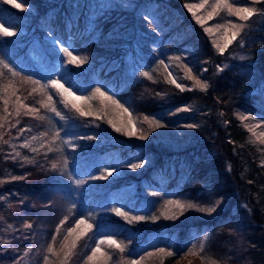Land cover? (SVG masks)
<instances>
[{
	"label": "trees",
	"instance_id": "1",
	"mask_svg": "<svg viewBox=\"0 0 264 264\" xmlns=\"http://www.w3.org/2000/svg\"><path fill=\"white\" fill-rule=\"evenodd\" d=\"M188 1L203 3L17 0L23 5L18 9L0 0V26L17 30L12 36L0 34V60L20 73L13 77L0 66L5 73L0 77V224H11L17 235L0 245V264H45L46 255L48 264H61L64 256L57 248L79 211L100 212L101 218L98 223L89 221L91 231L78 241L66 264H79L90 233L102 230L125 246L123 253L111 248L120 264L140 257H151L149 264H169L189 249L196 254L194 264H208L209 259L218 264H264V151L248 139L250 133L237 115L240 109L258 114L264 122V0L255 3L256 14L250 18L258 23L255 30L249 29L255 42H234L223 53L186 7ZM212 3L209 0L205 5ZM217 16L226 20L228 15L221 11ZM64 47L73 55L87 57L86 63H67L61 51ZM238 49L253 58L252 78L239 74L236 66L217 69ZM164 59L187 77V69L199 73L204 68L198 77L208 83L207 90L193 88V81L189 86L184 80V90L177 88L170 82ZM143 72L151 79L142 76ZM50 79L61 80L84 96L100 87L145 123L147 139L125 135L127 128L118 118L122 110L99 96L94 97L95 109L81 105L92 115L80 117L71 105L66 108L60 102L61 96L51 85L41 88ZM36 80L39 85L32 82ZM252 86L260 89L246 96ZM49 95L64 120L37 103H47ZM17 97L38 113L26 114ZM38 115L45 120H38ZM145 116L159 120L163 130L150 126ZM113 124L122 130L116 131ZM164 130L175 140L184 137L185 142L163 140L159 135ZM42 132L47 135L41 136ZM55 132L60 133L58 139H53ZM22 135L36 136L37 144L21 147ZM61 135L72 138L73 145L65 147ZM88 136L95 138H81ZM49 147L59 151L49 152ZM111 160L124 167L122 174L90 179L101 176L95 171L99 163ZM135 163L141 167H129ZM81 173L89 180L82 184L83 192L70 211L72 197L67 195L66 181L70 174ZM111 198L123 204L122 211L129 218L157 219L129 223L105 210ZM169 201L185 207L181 210ZM216 201L220 204L211 214L186 206L207 207ZM201 241H205L203 253L199 251ZM50 244L55 255L47 251ZM21 247L28 248L26 261ZM161 248L166 252L158 251ZM174 249L180 254L167 256Z\"/></svg>",
	"mask_w": 264,
	"mask_h": 264
},
{
	"label": "snow or ice",
	"instance_id": "2",
	"mask_svg": "<svg viewBox=\"0 0 264 264\" xmlns=\"http://www.w3.org/2000/svg\"><path fill=\"white\" fill-rule=\"evenodd\" d=\"M5 2L12 4L14 7H16L18 9H21L23 7L22 3H18L17 0H5ZM208 2H209V0H203V3L201 5H199V7H204V5L208 4ZM245 2L247 3V0H245ZM259 2H261V0H253V3H259ZM186 7H189V9L191 10L190 5H186ZM210 7H211L212 11L208 13L209 19H211L215 15H218L221 11H226V13L229 17L235 16L238 18V20L247 22L250 20V18H252L256 14L255 8L250 7V6H240L236 2V0H231V2H230V0H214V3H212L210 5ZM197 22L198 23L201 22L199 17H197ZM246 26L247 25L245 23L237 24L231 20H225V23L223 25L218 24L216 27L217 28H223L225 33H228L229 30L232 29L231 35L227 39H225L223 45H216V47L219 49V51L221 53H223L225 51V49H227L233 41L237 40L238 36H240L242 30ZM205 31H210V29H205ZM0 34L6 35V36L15 35L14 32L10 31L7 28H4L3 26H0ZM61 51L64 53V55L66 57H68L67 63H69V64L80 66V65L85 64L87 61V57L81 58L79 56L73 55L72 51H70L67 47L62 48ZM177 59H179V58H177ZM161 63H163V61H161ZM0 66H2L3 69H6L8 73H11V75L13 77L20 75V73L14 71V69L12 67H10L9 64L5 63L3 60H0ZM187 71H188V77L187 78L194 82L193 88H198L201 91H206L208 86H209L208 83L206 81L201 80L197 76H193L191 74V69H187ZM4 75H5V73L3 71H0V77H3ZM141 75L151 79V76L147 72H143V73H141ZM169 75H171V74H169ZM24 79L25 80H31V77H25ZM32 82L34 84H37V85L40 84V81H38V80L32 81ZM170 82L175 84V86L177 88H180L182 91L184 90V86L182 84L177 83L175 79H171ZM49 85H51V87L53 89H55L57 91V93L61 96L62 99L60 102L63 103L66 108L69 105H71V109L75 110V112L78 113V115L80 117L92 115L91 111L85 110L81 105L83 103H88L90 101V99H92L96 96H99L100 98H102V101H110L112 104H114L118 108H120L123 112L127 113L129 115L128 125L131 126L133 129L135 128V124L131 118V112H130L129 108L126 107L120 101L116 100L113 96L108 95V93L106 91L102 90L100 87L93 89L91 96H84V95H77L76 92L70 86H65V83L61 82V80L50 79L48 81V84L41 85V88L46 89V88H48ZM189 90H192V89H189ZM3 91L7 92L8 91L7 87H5L3 89ZM33 91H36V89H33ZM14 94H15V92L13 91V95ZM69 97H71V99H69ZM17 100L20 104V107L27 109L26 114L38 113L39 110L37 108L24 104V102L22 100H20L19 97H17ZM77 101H79L81 103L78 104V103H76ZM4 102H5V104L8 103L7 100H5ZM37 103H39L42 108H45L51 112H54L56 114V116H58L61 120L65 119V117L61 114V112L59 110H57V108L54 106V104L52 102V96L51 95H49L47 97V103H45L44 101H37ZM183 110L189 111L190 109L185 108ZM5 111H7V109H5ZM19 111H20V109L17 108L16 109L17 115H19ZM36 118L40 121L45 120V117L42 115H38ZM240 118L243 120V119H246L247 117H244L243 115H241ZM144 121L147 122L150 126H154L156 128L164 126L159 122V120H154L150 116H145ZM109 123H111V121H109ZM112 126L118 132L122 130L121 128L116 127L114 124ZM186 127L195 128V127H197V125L187 124ZM249 130H251V129H249ZM21 131H24V129H21ZM134 134H135L134 131L125 132V135H129V136L134 135ZM40 135L45 136V135H47V133L42 132V133H40ZM261 136H264V133H261ZM59 137H60L59 132H55L53 134V139H58ZM81 138L82 139H94L95 137L88 136V137H81ZM139 138L142 140L147 139V135L143 134ZM32 139L36 140L37 137L33 136ZM63 142L67 143V141H63ZM5 143H7V142H5ZM261 143H264V140H262ZM41 146H43V145H41ZM21 147L27 148V147H29V144L24 143L23 145H21ZM32 151L35 152V151H37V149L33 148ZM48 151L49 152L59 151V149H54L52 147H49ZM16 155L19 156L20 153L17 152ZM63 164L66 166L67 160H64ZM56 167H57V164L53 163L52 168L55 169ZM129 167L132 169H138L141 167V164H139V163L130 164ZM107 171H108V175H112V172L114 170H107ZM91 178L92 179H103L104 176L101 175L99 177H91ZM13 179H16V177H13ZM83 183H84L83 180H76L75 181V184L77 186H79ZM167 203H175V205L177 207L181 208V210H183V208L185 207V205L179 201H175V202L169 201ZM219 204H220V201H216L215 205L207 206V207L198 206L195 203H188L186 206L190 209H196L200 212H205V213L211 214L214 211H216V207ZM113 211L117 215L124 217L125 220L129 223H131L133 221L138 222V221H144V220H148V219L155 221L157 219V217H155V216H153V217L133 216V217L129 218L128 213L122 211L120 208L113 209ZM67 219H68V217H65L64 220H61V222H60L61 225H63ZM81 226H83V228ZM25 227H31V225H25ZM91 229H92V225L88 224L83 216H81L79 219L75 220L74 226L68 227L66 229L67 235L64 236L63 241H62V245H61V250H62L63 256H64V260L61 261V264H66L67 259L73 254V250L76 249L78 241L83 236H85L87 234V232L91 231ZM56 232L57 233L60 232V226H57ZM52 240L53 241L56 240L55 235H53ZM94 243H95V247L91 248L90 253L86 256V260L89 262V264H104L105 260H112L113 259L112 253L105 250L104 248H102V245H108L109 248L114 247L115 249H119L121 253H123L125 251V246H123L122 243H120L116 239H114L113 236H111V235L102 236L100 239L95 240ZM195 247L196 246L194 245L193 248H195ZM47 251L49 253L55 255V250L51 244L48 246ZM158 251L166 252V249L161 248ZM188 251L193 252V249H189ZM199 251L201 253H203L205 251V241L200 242ZM179 254H180V252L178 250H175V249L172 251H167V256H169V257H173V256H176ZM147 255H151V253H147ZM48 260H49V257L47 255L44 256L45 264H48ZM117 264H119L118 261H117ZM130 264H137V262L135 260H133L130 262ZM208 264H218V261L215 259H209Z\"/></svg>",
	"mask_w": 264,
	"mask_h": 264
},
{
	"label": "rangeland",
	"instance_id": "3",
	"mask_svg": "<svg viewBox=\"0 0 264 264\" xmlns=\"http://www.w3.org/2000/svg\"><path fill=\"white\" fill-rule=\"evenodd\" d=\"M236 1H238L237 3L240 6H250V7H253V8L255 6V3H253V0H247L248 1L247 4H244V2H243L244 0H236ZM185 4L191 6L190 12L194 15V18L196 19V21H197V17H199L200 21H201L199 23L204 27V29H210V31H207V33L209 34V36L211 38L213 46L215 48H217L216 45H223L225 39H227L231 35L232 29H230L228 33H225L223 28H217L216 26L218 24L223 25L225 23V20L223 18L219 19L220 16H217V15H215L211 19H209L208 18V13L212 11L210 5H204V7H199V5L202 4V2H191V1H188L187 3L185 2ZM187 8H189V7H187ZM218 20L220 22H218ZM226 20H231V21H233L234 23H237V24L245 23L247 25L242 30V32H241L240 36H238L237 40L233 41L232 43L235 42V44L239 43V45H243V44H246V43L255 42L254 33L250 32L249 29L255 30L256 27H258V23L252 22L251 20H249L247 22L240 21L235 16H232V17L227 16ZM7 29H9L10 31H12L14 33L17 31L16 27H9ZM242 62H246L245 66H241ZM163 66L166 69V71H168L169 74H171L170 77L172 79H175L177 83L183 85L181 80H184L186 82L185 84H189V86H192V83H193L192 80L188 79L187 76H185L186 74H184V73H180L181 75H179L180 69L179 68H174L173 65H172V61H170L169 59H164V65ZM232 66H236L237 68H239V69L236 70L239 74L243 75V74L247 73L248 76L252 78V76H253V73H252L253 58L250 57V53L249 52H246V51H243V50H240V49L231 52L227 58H224V60H222V65H218L217 66V69L221 70L224 67H232ZM204 70L205 69L203 68L201 70V72H199V73L193 72L194 71L193 70V71H191V74L193 76H197L198 77V76L202 75V72ZM259 89H260L259 86H252V87H250V88H248L246 90L245 95L246 96H250L252 94H255V93L258 92ZM86 96H91V95L88 94ZM79 103H81V102H79ZM82 105L86 109H89V108L95 109L98 104H97L95 98H92V99H90V101L88 103H83ZM126 107L129 108V106H126ZM57 110H59V109H57ZM129 110H131V109L129 108ZM59 111L61 112V110H59ZM237 115L239 116V119L243 123V127L246 130H248L249 133H250V136L248 137V139L254 141V143L258 147H260V150L264 151V143H261V141L264 140V136H261V133H264V122L260 119L259 115L255 114V113H250V112L249 113L243 112V111H240V109H239V111H237ZM241 115H243L244 117H247V118L242 120L240 118ZM54 116H56L55 113H54ZM118 118H119V121L122 124H124L123 126H125L127 128V131H134L135 132V134L131 135L130 137H132V138L135 137L136 139H140L139 137L141 135L145 134V127H144L145 123L143 121H141L132 112H131V118H132V120H133V122L135 124V128L134 129L131 126L128 125L129 115L127 113L121 111L120 114L118 115ZM249 129H251V130H249ZM160 130H163L162 127H160ZM159 136L163 140H165V141H167L169 143L182 144L181 141L185 142V140H183V139H185L184 137H182L183 139L179 137V139L181 141L175 140V138L174 137H170L169 133L167 131H165V130ZM61 140H62V142L63 141H67V143L63 142V144L67 148L69 146L73 145L72 138H70L67 135H61ZM18 141H20L22 143V145L24 143H28L29 144L30 142H32L34 144H37V142H36L37 140H33L32 138H30L27 135H22L21 138H19ZM176 145H178V144H176ZM11 149H12V146L9 143V150L11 151ZM72 153L74 155H76L74 152H72ZM263 158H264V155H263ZM71 161H73V160H71ZM107 170H114V171L112 172V175H108V171ZM95 171H97L98 173H100L101 175H103L106 178V177H109V176L122 174L124 172V167L122 165L115 164V161L111 160L110 162L99 163V165L97 166ZM92 177H97V176H92ZM83 178H84L83 173H81V175H76L75 174L74 176L72 174H70L68 182L66 181L67 195L71 194L70 196L72 197L71 198V203L69 205V210L70 211L74 208L73 206H75V204L78 202L79 196H80L79 194H81L83 192L82 184L77 186L75 184V181L76 180L85 181L86 179L85 178L83 179ZM90 179L91 180H96V179H92V178H90ZM88 180L89 179H87L86 181H88ZM122 205L123 204L120 203V202H118V203L114 202L113 198H111V204H110V206L105 208V210L112 211V212H114L113 209H116V208H120L122 210ZM99 213L100 212H94V211H86V212H80L79 211V214H75V217H76V219H79L81 216H83L88 224H90L89 223L90 220H93L95 223H98V222H100V218H101V214H99ZM74 225H75V221L73 222V226ZM81 227L83 228V226H81ZM65 235H67V232L65 233ZM105 235H109V234H106V232L103 231V230L100 233H96V234H94V233L91 234L90 233V235L88 236V242H87L86 250L84 251V255L82 257V260L79 262V264H89V262L86 260V256L90 253L91 248L95 247L94 241L100 239L102 236H105ZM14 236H17V235H16V233L13 232V227H12L11 224H0V239H1L0 240L1 241L0 245H7L9 243V241ZM113 238L115 239L114 236H113ZM62 241L59 243V246H58L57 250L58 249L61 250ZM102 248H104L105 250H107V251L112 253V251H111L112 249L109 248L108 245H102ZM20 252H21L22 255H24L23 256V261H26L27 258L25 256L27 255L28 248L21 247L20 248ZM157 253H158V251H157ZM193 253L194 252L185 253L183 256H180V257L176 258L174 261L170 262L169 264H194V258H195L196 254L195 253L193 254ZM150 259H151V257H146L145 260H143L140 257V258L133 259V260H135L137 262V264H149V260ZM130 262H129V264H130ZM104 264H117V261H116V259L113 258L112 260H105Z\"/></svg>",
	"mask_w": 264,
	"mask_h": 264
}]
</instances>
